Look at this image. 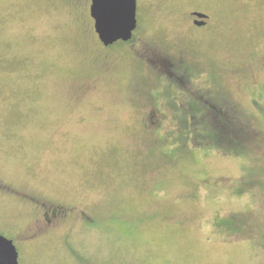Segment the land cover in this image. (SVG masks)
Returning a JSON list of instances; mask_svg holds the SVG:
<instances>
[{
	"label": "rangeland",
	"instance_id": "374dc122",
	"mask_svg": "<svg viewBox=\"0 0 264 264\" xmlns=\"http://www.w3.org/2000/svg\"><path fill=\"white\" fill-rule=\"evenodd\" d=\"M90 1L0 0V230L19 264H264V0H136L133 41L109 47ZM205 89L231 136L179 110Z\"/></svg>",
	"mask_w": 264,
	"mask_h": 264
},
{
	"label": "water",
	"instance_id": "95a60500",
	"mask_svg": "<svg viewBox=\"0 0 264 264\" xmlns=\"http://www.w3.org/2000/svg\"><path fill=\"white\" fill-rule=\"evenodd\" d=\"M197 19L193 24L202 26L207 15L192 13ZM89 15L99 42L105 46L128 42L137 26L136 0H91ZM0 264H18V254L12 241L0 235Z\"/></svg>",
	"mask_w": 264,
	"mask_h": 264
},
{
	"label": "flooded vegetation",
	"instance_id": "af4514ba",
	"mask_svg": "<svg viewBox=\"0 0 264 264\" xmlns=\"http://www.w3.org/2000/svg\"><path fill=\"white\" fill-rule=\"evenodd\" d=\"M193 12H195V11H193ZM193 12H191V16H190L192 23L195 20H200V19H197L192 14ZM200 13H203V12H200ZM208 18L209 17L207 16V18L203 19L204 24L202 26H199V27L205 26L207 24ZM118 42H120V41H118ZM121 43H126V42H121ZM187 77H189L187 82H189L193 78L192 76H189V75ZM170 78H171V80H172V78H178V82L182 86L181 89H183V86L184 87L186 86V81H185L186 73H181V74H177V75L173 74V73H170ZM197 81H199V80L197 79ZM206 81H204L203 84ZM185 92H186V90H185ZM187 95H188V93H187ZM180 105H181V109H179V110L183 111V113L188 115L189 118L191 117V115L193 113L194 114L195 113L200 114L202 123L203 124H212L211 125L212 129H214L215 131H218L219 134L220 133H227L228 135L233 134V132H234V131H232L233 130V124H235V123L233 121L232 114L230 113L229 109L225 110L224 102L223 101H218L216 95H214L210 89H205L203 91H199V93L196 94V98L195 99L191 98V96L188 95V97L185 100V102H182ZM181 120H183L182 122L180 121L181 124H185L184 116L181 117ZM49 212H50V215H55L56 211L51 209V210H49ZM42 215L46 219H49L48 218L49 217L48 213L46 211H44ZM4 225H6V224H4ZM0 229H2V228H0ZM8 232L10 234H13L18 240L22 241V239L20 238V236H19L20 234L17 231V229L14 227V225L11 226V229L8 228V226H7L5 228V231L4 230L3 231L0 230V235L5 237L6 239L11 240L13 245L15 246V249H16L17 254H18V264H19L20 251L24 247V245L20 244L17 247L14 244V239H16V238L14 236H9L10 234L8 235L7 234ZM23 240H25V239H23Z\"/></svg>",
	"mask_w": 264,
	"mask_h": 264
},
{
	"label": "trees",
	"instance_id": "16d2710c",
	"mask_svg": "<svg viewBox=\"0 0 264 264\" xmlns=\"http://www.w3.org/2000/svg\"><path fill=\"white\" fill-rule=\"evenodd\" d=\"M133 41V37L131 38V40L129 41V42H132ZM126 43H128V42H126ZM120 45H123V44H125V43H119ZM259 110L258 111H260V113H262V115L264 116V110H260V108H258ZM261 124H264V118H263V120H262V122H260ZM259 123V124H260ZM260 124V125H261ZM260 132H261V134H263L264 135V125H261V127H260ZM247 157V156H246ZM251 162V161H250ZM242 170H243V168H241V173H242ZM257 185V183H255V186ZM256 188V187H255ZM262 195H264V193H262ZM257 196V194L253 191V192H251L250 194H249V200H250V202H251V205H254L255 207H257V208H263L264 207V199H261L260 198V200H259V198L258 197H256ZM255 247V246H254ZM263 248H264V246H263ZM261 249H262V247H261Z\"/></svg>",
	"mask_w": 264,
	"mask_h": 264
}]
</instances>
